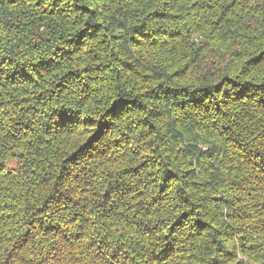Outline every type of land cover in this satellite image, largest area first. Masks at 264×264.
<instances>
[{"label":"trees","instance_id":"obj_1","mask_svg":"<svg viewBox=\"0 0 264 264\" xmlns=\"http://www.w3.org/2000/svg\"><path fill=\"white\" fill-rule=\"evenodd\" d=\"M0 264H264V0H0Z\"/></svg>","mask_w":264,"mask_h":264}]
</instances>
